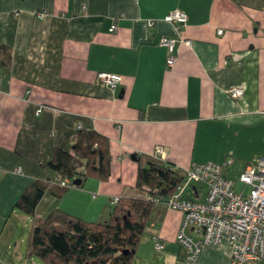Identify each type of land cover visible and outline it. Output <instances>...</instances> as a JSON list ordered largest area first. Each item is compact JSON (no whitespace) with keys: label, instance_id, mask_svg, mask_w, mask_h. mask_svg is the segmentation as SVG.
<instances>
[{"label":"crops","instance_id":"crops-1","mask_svg":"<svg viewBox=\"0 0 264 264\" xmlns=\"http://www.w3.org/2000/svg\"><path fill=\"white\" fill-rule=\"evenodd\" d=\"M176 9L188 14L179 31L164 19ZM163 35L177 39L171 68ZM0 44L13 55L0 67V264L11 255L22 260L23 239L11 246L17 219L33 222L18 198L56 175L48 163L58 148L71 149L79 129L110 139L113 173L61 195L54 187L37 217L56 209L89 221L107 217L116 196H142L137 170L158 146L163 163L184 171L226 161L243 171L264 155V0H0ZM102 71L122 81L111 88L98 78ZM237 87L244 93L234 98ZM187 188L193 198L184 197L204 199L206 186ZM182 217L167 209L141 237L132 264H230L226 239L187 261L177 241Z\"/></svg>","mask_w":264,"mask_h":264},{"label":"trees","instance_id":"trees-1","mask_svg":"<svg viewBox=\"0 0 264 264\" xmlns=\"http://www.w3.org/2000/svg\"><path fill=\"white\" fill-rule=\"evenodd\" d=\"M12 56L10 48L0 44V67L9 65ZM149 159L147 166L139 165L135 181L144 195L120 197L107 217L89 221L61 209L37 217L45 193L57 187L61 195L70 187L61 185L66 178L106 180L113 173L110 139L94 128L79 129L71 149L58 148L48 163L56 175L35 180L17 200L16 205L33 216L28 254L48 264H132L141 237L151 222L163 218L168 209L165 200L185 178L184 170L156 157ZM72 186L76 185L72 182Z\"/></svg>","mask_w":264,"mask_h":264},{"label":"built area","instance_id":"built-area-1","mask_svg":"<svg viewBox=\"0 0 264 264\" xmlns=\"http://www.w3.org/2000/svg\"><path fill=\"white\" fill-rule=\"evenodd\" d=\"M37 15L45 17L44 12H38ZM164 19L173 23L179 31L187 23L188 14L176 9ZM149 23L152 25L154 22L149 20ZM115 29L116 24H113L111 30ZM219 32L222 33V30ZM160 42L168 50L167 66L171 68L177 61V39L163 35ZM187 43L190 44V40ZM98 78L111 88L122 81V75L105 71L99 72ZM243 93L244 89L240 87L230 92L234 98ZM162 154L163 149L158 146L154 157L162 160ZM228 166V162L192 163L185 170L183 182L165 200L168 209H178L183 214L177 241L186 249L189 262L196 261L202 246L218 245L226 239L232 248L230 264H264V155L257 157L241 172L238 180L243 186L238 190L235 189V181L226 176ZM15 171H21L20 167ZM191 184L206 186L202 201L184 197V189ZM61 185L72 186V182L66 178ZM119 199L115 197L116 202ZM150 227H155V222H151ZM188 227L199 235L197 239L186 232ZM152 237L156 250L160 251L162 243L159 237L156 234Z\"/></svg>","mask_w":264,"mask_h":264},{"label":"rangeland","instance_id":"rangeland-1","mask_svg":"<svg viewBox=\"0 0 264 264\" xmlns=\"http://www.w3.org/2000/svg\"><path fill=\"white\" fill-rule=\"evenodd\" d=\"M228 162V161H226ZM241 169L240 168H236L235 166H229L228 170L226 171V176L232 180L235 181V189L238 190L240 188H242L243 184L241 182H239V176L241 174ZM75 179V177L71 178V182H73V180ZM247 189V188H246ZM206 188H204V190L202 191V193L204 194ZM139 195H143V191L139 190ZM184 194H186L188 197H191L193 195V191L191 188H187L186 191H184ZM193 198V197H191ZM198 199V198H197ZM19 226L17 229V233L15 236V239L13 238L12 240V245L13 247L16 246V242L19 243L21 241V239H23L22 241V247L24 249L23 252V257L22 260L20 261L19 258L15 257L14 255H11L8 259V261H6V264H48L46 261H44L43 259H41L38 255L36 254H32L29 255L28 254V241H29V236H30V232H31V228H32V220L31 218H27L25 221L22 219H17ZM16 240V241H15ZM8 257V256H7Z\"/></svg>","mask_w":264,"mask_h":264},{"label":"water","instance_id":"water-1","mask_svg":"<svg viewBox=\"0 0 264 264\" xmlns=\"http://www.w3.org/2000/svg\"><path fill=\"white\" fill-rule=\"evenodd\" d=\"M73 183H74L75 185H81V184H82V180L79 179V178H75V179L73 180Z\"/></svg>","mask_w":264,"mask_h":264}]
</instances>
